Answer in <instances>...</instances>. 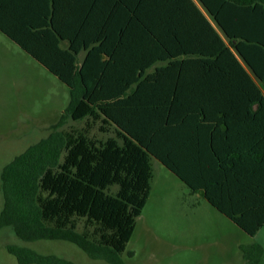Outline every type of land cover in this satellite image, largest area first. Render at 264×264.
I'll list each match as a JSON object with an SVG mask.
<instances>
[{
    "label": "trees",
    "instance_id": "1",
    "mask_svg": "<svg viewBox=\"0 0 264 264\" xmlns=\"http://www.w3.org/2000/svg\"><path fill=\"white\" fill-rule=\"evenodd\" d=\"M60 2L49 0L36 29L0 19V30L70 93L54 128L2 166L0 227L126 264L121 254L149 196L154 157L254 235L264 226V0H98L104 18L90 37L62 26ZM120 54L125 68L113 63ZM157 61L167 63L147 72ZM67 117L85 125L57 128ZM95 123L102 136L90 133ZM237 123L255 126L254 147L230 140ZM203 131L205 144L182 141ZM6 248L18 264H76ZM241 249L249 261L264 255L258 243Z\"/></svg>",
    "mask_w": 264,
    "mask_h": 264
},
{
    "label": "rangeland",
    "instance_id": "2",
    "mask_svg": "<svg viewBox=\"0 0 264 264\" xmlns=\"http://www.w3.org/2000/svg\"><path fill=\"white\" fill-rule=\"evenodd\" d=\"M69 99L64 82L0 31V170L54 128ZM84 125V119L67 117L57 128L70 130ZM90 133L102 136L98 123ZM151 165L147 202L121 254L126 264H264V255L249 261L241 249L254 243L264 249V227L255 235L247 234L202 195L190 191L156 158H151ZM115 189L116 185L110 188ZM1 202L0 194V207ZM8 243L56 254L76 264H111L90 258L67 240H22L11 226L0 227V264H18L6 248ZM127 250L133 254L128 256Z\"/></svg>",
    "mask_w": 264,
    "mask_h": 264
},
{
    "label": "crops",
    "instance_id": "3",
    "mask_svg": "<svg viewBox=\"0 0 264 264\" xmlns=\"http://www.w3.org/2000/svg\"><path fill=\"white\" fill-rule=\"evenodd\" d=\"M48 2L49 0H0V19L8 25L20 27V25H22L21 23H23V27H25L26 25H32L33 29L34 27L36 29L42 19H44V15L46 14V10L48 9ZM98 3V0H61L59 6L62 7L60 16L61 20L64 21V23H62V26H69L72 30V33L74 31H81L80 33H82V35L90 37L99 29L101 21L104 18V13L99 12V8L97 6ZM104 9L105 8L103 5V10ZM67 43V40H62L61 45L65 48L67 46ZM118 48L123 52H126L128 50L126 43ZM84 54V49L79 52V61L82 60ZM113 63L114 65L116 64L117 67L125 68L129 65L128 56L120 54ZM166 63L167 62L164 61H157L147 70V72L154 71L156 67L165 66ZM168 78L170 77H166V79ZM255 130V126L250 123L233 124L232 129H230V131L232 132L230 140H232V142L236 143L238 146H241L248 150L250 147H254V144L256 142V134H254ZM189 133L192 134V132ZM209 136L210 131H203V134H201L198 138L194 137L193 135L185 136L184 138H182V141L184 140L185 144L196 146V144L198 143L205 144L206 138L208 140ZM219 140L225 144L227 142L230 143L228 138L226 139L224 137H221ZM195 193H199L203 196L204 199H206L204 197L202 188L197 190ZM261 228H259V230ZM258 231L255 234H257Z\"/></svg>",
    "mask_w": 264,
    "mask_h": 264
}]
</instances>
